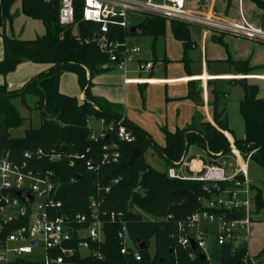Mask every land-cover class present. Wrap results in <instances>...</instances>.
<instances>
[{"label": "trees", "instance_id": "obj_1", "mask_svg": "<svg viewBox=\"0 0 264 264\" xmlns=\"http://www.w3.org/2000/svg\"><path fill=\"white\" fill-rule=\"evenodd\" d=\"M15 2L16 0H0V28L5 48L4 59L0 60V73L7 74L15 70L25 60L50 63L51 66L27 81L20 89L9 90L7 84L0 85V131H6L5 137L0 138V151H9L13 158L20 159L26 150L37 147H57L70 153L83 152L89 147L87 155H94L111 136L97 142L91 140L89 118H104L109 123L121 120L124 116L122 105L103 104L90 91L91 80L87 78V70L93 76L110 68L103 67L110 61L108 53L93 40L100 29V23L83 18L84 0H75L76 22L69 26L62 25L59 21V0H21L20 11L40 19L45 26V33L36 38H20L4 32L6 25H12L15 17L12 11ZM229 2L231 3L230 0ZM261 4L264 5V2L261 1ZM141 25V32L144 34L158 36L165 32V20L159 16L148 15ZM173 26L182 33L186 32L185 27L178 22L173 21ZM133 33L130 27L110 25L108 35L110 39L125 40ZM87 38L90 42H86ZM216 39L224 44L223 38ZM227 62L236 72L247 73L254 69L249 60H235L229 56ZM65 71L77 74L78 82L85 91L84 100L60 91V79ZM237 81L245 89L240 111L246 125V136L235 138V144L245 156L256 149L252 158L256 157L264 166V98L258 96L257 84H251L246 79ZM25 94L35 97V108L40 112L41 123L38 127L27 128L23 136L11 137L10 129L21 126L25 120L12 98ZM194 98L197 102L202 100L199 90L194 93ZM226 101L227 92L224 89L216 87L212 90L210 105L217 109ZM97 104L99 108L96 107ZM213 118L216 125L203 121L202 116H199L185 128L175 131L165 129L166 144L160 146L144 129L125 117L123 123L133 131L136 139L133 142L120 141L122 156L118 162L103 165L99 171L88 170L83 161L78 159L73 164L68 160L52 163L47 159L40 163L42 169L53 168L59 172L58 198L63 200L67 212H88L91 197L99 195L104 198V210L125 213L131 241L138 249V238L144 240L148 247L155 241L154 259L150 258L147 247L139 249L143 258L137 260L133 251L121 252L118 236L120 223L109 221L105 226V242L96 246L103 257L84 256L78 249L74 255L66 256L68 264H209L208 258L200 259L202 251L194 250V255H191L192 249L179 243L177 230L178 221L200 208V198L210 197L216 191V185L205 180L170 177L166 170H157L148 163L144 153L150 146H154L165 158L167 166L180 160L193 144L209 153L228 154L231 151L230 141L219 129L231 130L227 117L223 116L222 111L215 110ZM135 146H139L142 152L129 163ZM114 178H119V181L112 183ZM109 184V191H100V187L104 188ZM206 184H212V192L205 189ZM217 184L230 185L231 181ZM138 186L140 190H135ZM183 187L196 194L193 203H189L185 195L173 193L175 189ZM253 201L254 218L255 212L264 209L261 189L254 193ZM143 213L151 217L145 218ZM15 264H33V260L30 257H19ZM234 264L254 262L248 258H240Z\"/></svg>", "mask_w": 264, "mask_h": 264}, {"label": "built area", "instance_id": "obj_2", "mask_svg": "<svg viewBox=\"0 0 264 264\" xmlns=\"http://www.w3.org/2000/svg\"><path fill=\"white\" fill-rule=\"evenodd\" d=\"M208 1L198 0V7L189 9L186 0H84L82 15L86 20L100 23L97 37L94 36L93 40L109 55L110 61L103 67L113 66L122 70H126L132 62L137 64L139 71H150L155 64L154 60L141 56L142 47L138 43L129 38L110 39L108 35L110 25L129 28L134 14L140 12L181 19L214 32H228L264 43V5L250 0L254 7L249 9L244 0H238L226 11L220 12L215 8L214 0L209 5ZM59 2L60 23L65 26L74 24L75 0ZM86 42H90V39L87 38ZM125 117L109 123L101 118L99 132L92 128L91 140L97 142L104 137L111 138L91 156L87 155L89 147L83 152L71 153L57 147H37L26 150L20 159L0 151V262L15 264L19 257L25 255L32 258L33 264H68L66 256L74 255L78 249L84 256L102 258L103 254L96 246L105 242V226L109 221L120 223L118 236L121 252L133 251L137 260L143 258L140 248L131 243L123 211L104 210V198L94 195L90 199L88 212H67L63 200L58 198L59 172L40 167V163L46 159L52 163L68 160L71 164L78 159L88 170L99 171L103 165L118 162L122 156L120 141L133 142L136 139L133 131L123 123ZM232 148L238 158L232 174H227L221 163L205 165L198 157L187 160L182 156L167 169L170 177L205 180L216 185V191L210 197L200 198V208L178 221V241L192 249L191 255H194L193 239L197 243L196 250L206 253L210 232H215L218 242L222 244L232 239L239 228L247 232L251 230L254 201L248 164L256 149L244 157L233 142ZM185 166L194 171L193 176L183 172ZM118 181L119 178H114L112 183ZM222 181H231V184H217ZM110 188L109 184L100 187V191H109ZM205 189L212 192V184H206ZM19 190L30 196V200H24L18 194ZM135 190H140V186ZM239 212H243V215L237 216ZM11 255H17L15 260L11 261Z\"/></svg>", "mask_w": 264, "mask_h": 264}, {"label": "crops", "instance_id": "obj_3", "mask_svg": "<svg viewBox=\"0 0 264 264\" xmlns=\"http://www.w3.org/2000/svg\"><path fill=\"white\" fill-rule=\"evenodd\" d=\"M186 1L189 9H196L199 5L198 0ZM210 3L211 0L208 1V5ZM229 3V0H214L215 8L220 12L226 11L228 6L233 5L232 2L230 5ZM20 8L18 9L19 16L24 14L20 11ZM136 14L144 15V18L138 19ZM136 14H134V19L137 18L139 21L133 22V19L131 27L141 25L142 21L149 15L141 12ZM162 18L165 20V32L158 36L152 35L154 38L150 46L152 48H144V50L142 48L141 51V56L154 60V67L150 71H139L137 64L132 62L128 64L126 70L110 66V68H106V70L96 73L93 76L88 74V78L91 80V94L97 97L103 104L118 103L122 105L124 115L130 121L144 129L160 146L166 144L165 129L175 131L176 129L185 128L191 125L199 116H202L203 121H209L216 125L213 119V112L215 110L222 111L223 115L227 117L231 130L219 129L226 133L227 138L233 144V138H244L246 136V125L240 111V103L245 97L244 86L241 84L243 89L240 90L238 87H235L236 108L239 115L232 117L230 113L231 102H228V92L221 86L220 82L228 79L230 81H237L239 79H246L247 81L251 79H264V71L256 72V69L264 67V63L258 65L253 64L250 58L237 56V54H234L229 49V40L233 36L239 39L253 38L238 36L228 32H214L208 28H203L201 25L188 23L181 19ZM173 21L185 27L186 32L182 33L180 30L174 29ZM13 23L14 19L12 21ZM10 25V23L6 25L4 32L8 33V26ZM141 31L142 27H140L139 32H134L128 38L141 45L131 38L134 34L142 33ZM218 37L223 38L224 44L216 39ZM162 38L163 42L159 46V41ZM4 56V39L0 28V60H3ZM229 56L235 60H249L250 65L254 69L247 73L236 72L227 62ZM50 66V63L45 62H35L32 60L22 61L15 70L7 74L0 73V85L7 84L9 90L20 89L27 81L48 70ZM70 72L72 71L62 73L60 91L77 96L79 99L85 97V91L81 88L80 84L78 92L75 93L70 90L71 87L74 88L73 86L78 81L77 74L73 72L75 74L74 77ZM87 73H89L88 70ZM65 78L73 80V85L71 87L69 85L67 90L62 87V84L65 83ZM248 82L257 84L259 86L258 96L264 98V96L260 95V85L251 81ZM216 87L224 89L227 92L226 103L218 106L217 109L209 103L212 98V90ZM198 90L202 98L200 102H197L194 98V93ZM236 149L238 148L236 147ZM202 151L209 155V161H206L200 156ZM233 152V162L236 161V166L238 164V158L234 149ZM183 156L187 160L198 157L205 165L211 163V161L219 162L225 169L227 167L228 171L226 169V172H229L228 174H232L235 170V166L233 167L232 165L233 162L230 165L225 164V162L228 163V160L224 157L225 155H223L224 160L218 161L216 158H212L207 150L195 144L190 145ZM168 168L169 166H167L166 171ZM204 170L199 172V175ZM190 171L194 173L188 166L184 167L183 172L189 175L188 172ZM236 236L221 245L233 241ZM246 256L243 255L241 258Z\"/></svg>", "mask_w": 264, "mask_h": 264}, {"label": "rangeland", "instance_id": "obj_4", "mask_svg": "<svg viewBox=\"0 0 264 264\" xmlns=\"http://www.w3.org/2000/svg\"><path fill=\"white\" fill-rule=\"evenodd\" d=\"M236 1L238 0H231L233 4ZM254 1H256L261 6L262 5L261 1L263 2L264 0H254ZM244 2L249 9L254 7L253 2H250V0H244ZM20 6H21V0H16L12 9L16 17L14 18V23L12 24V26L11 25L8 26V31H7L8 34L15 35L25 39L36 38L39 35H43L45 33V27L43 25V22L40 19L29 17L24 14H21L19 16L18 9L20 8ZM136 17H138V19H142L144 18V15L136 14ZM137 21H139L137 20V18L133 20V22H137ZM131 38L139 42L141 46H143L142 47L143 50L144 48L145 49L152 48L150 46L153 43L154 38L150 34H144V33L134 34L131 36ZM162 42H163V38L159 41V46ZM229 47H230L229 49H231V51L234 52V54H237V56H246L250 58L253 64L258 65L264 63L263 42L253 39H246V38L239 39L233 36L229 40ZM263 71H264V67L256 69V72H263ZM70 73L75 77V74L73 72ZM88 74H90V72L87 73V78H88ZM248 81L258 83L261 88L260 95L264 96V79H251ZM220 83L221 86L224 89H226V91L228 92V102H231L230 105L231 116L232 117H235L236 115L238 116L239 114L236 108L235 87H238L239 90L243 89L241 83L238 81H230L229 79L221 81ZM69 85L70 87L73 85V80L72 79L69 80V78H65V83L62 84V87L67 90ZM75 86H73L74 88L71 87V89L70 88L69 89L72 92L76 93L80 89L78 81H76ZM12 99L15 105L18 107L20 114L25 118V120L21 126L16 128H11L10 135L11 137H20L24 135L25 130L27 128L38 127L40 125L41 123L40 112L37 108H35V97H33L32 95L25 94L24 96H15ZM80 99L84 100L85 97ZM96 107L99 108L98 104L96 105ZM88 125L94 130H97V132H99V129L102 125V121L100 118L92 116L88 120ZM223 133L226 135L225 132ZM233 141H234V145L238 148V146L235 144L234 138ZM231 144L232 141L230 140V146ZM5 153L9 154L10 152L7 151ZM194 154L196 155V153ZM144 155L147 162L150 163L155 169L166 170L167 164L165 158L162 156L160 152H158V150L155 147H150L148 150H146ZM210 155L212 156V158L214 159L216 158L218 161H222L226 158L228 160V163L225 162V164L230 165L233 162L234 152L231 146V151L228 154H222L220 152L218 153L212 152L210 153ZM223 155H225L224 156L225 158L223 157ZM200 156H202L206 161H209V155L206 152L202 151L200 153ZM243 156L247 157L245 155ZM235 164L236 161L232 163L233 167L235 166ZM236 167L237 165L235 166V169ZM188 173L191 176L194 175V173L191 171ZM248 178L252 186L251 194L254 195L257 189H261L264 195V166L257 160L256 157H253L249 160ZM143 214L145 218L151 217L146 213ZM235 235L237 236L233 241L221 245L218 242V238L215 232H210L208 234L206 255L208 256L209 264H234L235 261L241 258V256L243 257V255L245 256L247 255L246 257H244L246 259L248 258L254 260L253 261L254 264H264V209L261 210L260 212L257 213L255 212L251 231L245 232V230L239 228L237 234L235 233ZM131 243L134 244L132 241ZM148 249L150 253V258L154 259L155 241L151 242ZM83 253H85V251ZM24 256L25 255H23L22 257ZM27 256H32V255L27 254ZM16 257L17 255H11V261L15 260ZM0 264H6V263L1 261Z\"/></svg>", "mask_w": 264, "mask_h": 264}, {"label": "water", "instance_id": "obj_5", "mask_svg": "<svg viewBox=\"0 0 264 264\" xmlns=\"http://www.w3.org/2000/svg\"><path fill=\"white\" fill-rule=\"evenodd\" d=\"M140 27L141 25H134L133 27H131V31L133 32H139L140 31ZM95 37H97V33H95ZM6 135V131L3 130V131H0V138H4ZM142 152V149L139 147V146H135L133 147L132 149V152H131V155H130V158H129V163H132L134 161V159ZM216 161H211V163H215ZM174 194H181V195H185L187 197V201L189 203H193L196 199V194L194 192H192L190 189L186 188V187H183V188H178V189H175L173 191ZM18 194L26 201H29L30 200V196H28L26 193H24L23 190H19L18 191ZM237 216H242L243 215V212H239L236 214ZM138 242H139V247L141 249H146L148 247L147 243L144 241V240H141L140 238L137 239ZM192 248L194 250L197 249V243L195 242V240L193 239L192 240ZM207 258V255L206 253H201L200 254V259L201 260H204Z\"/></svg>", "mask_w": 264, "mask_h": 264}]
</instances>
